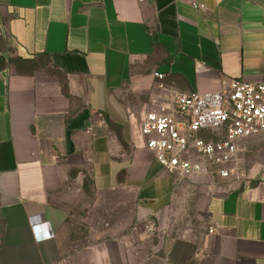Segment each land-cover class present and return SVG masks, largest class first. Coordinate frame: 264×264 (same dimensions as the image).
Instances as JSON below:
<instances>
[{"label": "crops", "instance_id": "1", "mask_svg": "<svg viewBox=\"0 0 264 264\" xmlns=\"http://www.w3.org/2000/svg\"><path fill=\"white\" fill-rule=\"evenodd\" d=\"M231 78L264 82V0H0V264H264V135L186 178L140 131L160 82Z\"/></svg>", "mask_w": 264, "mask_h": 264}, {"label": "built area", "instance_id": "2", "mask_svg": "<svg viewBox=\"0 0 264 264\" xmlns=\"http://www.w3.org/2000/svg\"><path fill=\"white\" fill-rule=\"evenodd\" d=\"M159 88L166 95L148 108L140 126L156 160L166 170L188 177L238 174L240 141L264 135V82L231 78L222 90L207 94H185L162 82ZM34 229L37 233L38 226Z\"/></svg>", "mask_w": 264, "mask_h": 264}, {"label": "rangeland", "instance_id": "3", "mask_svg": "<svg viewBox=\"0 0 264 264\" xmlns=\"http://www.w3.org/2000/svg\"><path fill=\"white\" fill-rule=\"evenodd\" d=\"M185 177L186 178H189L188 176H185ZM193 208H194V204L188 203L187 204L186 211L184 212V214H185V216L190 217V219L187 218V221L186 222H184V223L183 222H180V223H177L176 224L177 226H179L177 230L182 231L183 230V227L186 224H188V222H190V224H191L190 226L192 228L190 230H187L188 235H190V234L194 235L196 233V230H202V228H203L202 226L205 225V213H203L201 215V219H200L198 217V214L196 216V212H195V210Z\"/></svg>", "mask_w": 264, "mask_h": 264}]
</instances>
